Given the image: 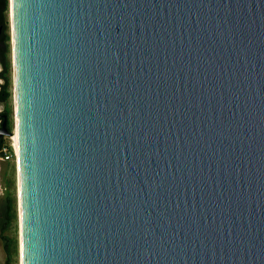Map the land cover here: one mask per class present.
<instances>
[{"label": "water", "instance_id": "water-1", "mask_svg": "<svg viewBox=\"0 0 264 264\" xmlns=\"http://www.w3.org/2000/svg\"><path fill=\"white\" fill-rule=\"evenodd\" d=\"M9 12L20 264H264V0Z\"/></svg>", "mask_w": 264, "mask_h": 264}, {"label": "rangeland", "instance_id": "rangeland-1", "mask_svg": "<svg viewBox=\"0 0 264 264\" xmlns=\"http://www.w3.org/2000/svg\"><path fill=\"white\" fill-rule=\"evenodd\" d=\"M5 23L7 35V60L9 69L10 96L7 103L9 127L14 129V101H13V72L12 51L10 38V12L9 0L5 10ZM1 79V78H0ZM3 80H0V85ZM17 165L15 161H3L0 163V264H20L19 250V216H18V193H17ZM10 201L9 221H6L5 210ZM8 260V261H7Z\"/></svg>", "mask_w": 264, "mask_h": 264}, {"label": "built area", "instance_id": "built-area-1", "mask_svg": "<svg viewBox=\"0 0 264 264\" xmlns=\"http://www.w3.org/2000/svg\"><path fill=\"white\" fill-rule=\"evenodd\" d=\"M7 103L0 101V127L4 121V116L7 112ZM10 134L0 136V163L3 161H17V139L15 138V131L9 128Z\"/></svg>", "mask_w": 264, "mask_h": 264}, {"label": "trees", "instance_id": "trees-1", "mask_svg": "<svg viewBox=\"0 0 264 264\" xmlns=\"http://www.w3.org/2000/svg\"><path fill=\"white\" fill-rule=\"evenodd\" d=\"M7 9V0H4L2 2V5L0 4V19L3 21L5 16V10ZM7 39V35H6ZM1 61H2V71L0 73L1 78L3 79V83L0 85V101H7L10 96V90H9V77L7 75L8 69H9V62L4 55V53H1ZM6 115L8 116V112H6ZM10 128V127H9ZM1 142V141H0ZM9 213H10V201L7 202L6 210H5V216L6 221H9ZM8 261V260H7Z\"/></svg>", "mask_w": 264, "mask_h": 264}, {"label": "flooded vegetation", "instance_id": "flooded-vegetation-1", "mask_svg": "<svg viewBox=\"0 0 264 264\" xmlns=\"http://www.w3.org/2000/svg\"><path fill=\"white\" fill-rule=\"evenodd\" d=\"M4 0H0V4L2 5V2ZM5 30H6V23H5V18L3 19V21L0 19V73L2 71V61H1V53L3 52L4 55L6 56L7 58V55H6V52H7V39H6V33H5ZM0 78H1V75H0ZM2 79V78H1ZM0 79V80H1ZM3 80V79H2ZM2 84V83H1ZM5 116H7L5 114ZM8 117V116H7Z\"/></svg>", "mask_w": 264, "mask_h": 264}, {"label": "bare ground", "instance_id": "bare-ground-1", "mask_svg": "<svg viewBox=\"0 0 264 264\" xmlns=\"http://www.w3.org/2000/svg\"><path fill=\"white\" fill-rule=\"evenodd\" d=\"M17 137V135H15V138ZM17 139V138H16Z\"/></svg>", "mask_w": 264, "mask_h": 264}]
</instances>
